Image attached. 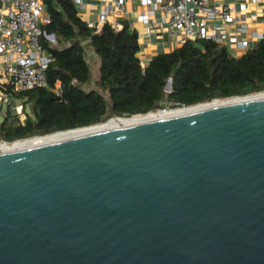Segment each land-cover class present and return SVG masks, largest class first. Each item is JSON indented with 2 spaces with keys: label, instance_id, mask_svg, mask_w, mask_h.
I'll list each match as a JSON object with an SVG mask.
<instances>
[{
  "label": "water",
  "instance_id": "1",
  "mask_svg": "<svg viewBox=\"0 0 264 264\" xmlns=\"http://www.w3.org/2000/svg\"><path fill=\"white\" fill-rule=\"evenodd\" d=\"M0 264H264V96L2 144Z\"/></svg>",
  "mask_w": 264,
  "mask_h": 264
},
{
  "label": "trees",
  "instance_id": "2",
  "mask_svg": "<svg viewBox=\"0 0 264 264\" xmlns=\"http://www.w3.org/2000/svg\"><path fill=\"white\" fill-rule=\"evenodd\" d=\"M44 3L51 19L44 27L57 38L56 45L46 42L53 54L47 69L49 87L24 92L38 120L29 117L25 125L2 126L0 141L264 91V36L238 56L224 44L189 39L157 53L143 67L139 34L128 20L121 29L106 23L97 32L79 15L73 0ZM84 40L100 57L99 77L92 88H87L93 76ZM170 78L172 90L166 92Z\"/></svg>",
  "mask_w": 264,
  "mask_h": 264
},
{
  "label": "built area",
  "instance_id": "3",
  "mask_svg": "<svg viewBox=\"0 0 264 264\" xmlns=\"http://www.w3.org/2000/svg\"><path fill=\"white\" fill-rule=\"evenodd\" d=\"M73 1L79 12L91 11L92 2H99L98 18L87 20L97 32L106 23L121 29L123 20H128L127 0ZM137 1L144 8L138 14L140 22L147 24L149 30L161 28L181 44L189 39L212 40L248 49L253 39L259 42L264 36V32L249 31L245 18L235 12L234 5L228 0ZM156 14L159 18L155 17ZM50 20L44 0H0V89L20 94L49 87L47 69L53 61V54L46 42L57 44L55 34L48 33L44 27ZM232 23L236 28L230 34L226 26ZM130 26L135 28L131 23ZM141 64L145 67L148 62L142 60ZM18 140H1L0 144Z\"/></svg>",
  "mask_w": 264,
  "mask_h": 264
},
{
  "label": "crops",
  "instance_id": "4",
  "mask_svg": "<svg viewBox=\"0 0 264 264\" xmlns=\"http://www.w3.org/2000/svg\"><path fill=\"white\" fill-rule=\"evenodd\" d=\"M232 2L235 7V12L239 13L249 27V31L264 32V0L254 2L253 0H228ZM91 11H80L79 15L86 19L98 18L99 2L93 1ZM129 14L128 21L133 24L139 34V41L141 44L140 57L145 62H149L157 53L162 51H170L181 43L175 37L170 36L161 28L148 29V25L138 20V14L144 8L138 4L137 0H127ZM159 18V14L155 15ZM230 34H233L236 24H228L226 26ZM246 36V34H242ZM258 42L252 40V46ZM229 51L238 56L244 53V49L237 48L233 44L227 45ZM3 94L0 96V127L1 126H15L17 124H24L29 117L34 118L32 102L28 95L24 93H12L9 89H0ZM20 111V113H19ZM1 140H6L2 138Z\"/></svg>",
  "mask_w": 264,
  "mask_h": 264
},
{
  "label": "bare ground",
  "instance_id": "5",
  "mask_svg": "<svg viewBox=\"0 0 264 264\" xmlns=\"http://www.w3.org/2000/svg\"><path fill=\"white\" fill-rule=\"evenodd\" d=\"M260 96H264V92L257 94V95L256 94H253V95L250 94V95H246V96H237V97H232V98H228V99H216V100H213L211 102H205V103H200V104H196V105H192V106L180 107V108L171 109V110L160 109L158 111L149 112L147 114H136V115L131 116V117H119V116L118 117H112V118L106 120L105 122L95 124V125H91V126L80 127V128H75V129H71V130L59 131V132H55L52 134L38 135V136L31 137V138L23 139V140L20 139L18 141L13 142V143L3 142L0 144V149L2 147V144H3L4 148L16 147V146L28 145V144H32V143H36V142H40V141L50 140V139H54V138L64 137V136H68V135H73V134L97 129V128L104 127V126L108 125L109 121L111 122V124H124V123H129V122L144 121V120L156 117V116L173 115L176 113L189 111V110L197 109V108L204 107V106L220 105V104H224V103H231V102L242 101V100H250V99H253L256 97H260Z\"/></svg>",
  "mask_w": 264,
  "mask_h": 264
},
{
  "label": "rangeland",
  "instance_id": "6",
  "mask_svg": "<svg viewBox=\"0 0 264 264\" xmlns=\"http://www.w3.org/2000/svg\"><path fill=\"white\" fill-rule=\"evenodd\" d=\"M84 44L86 46V49H87V57H88V60L90 62V65H91V73H92V76H93V79L92 81L87 85V88H92V87H96V80L98 79L99 77V66H100V57L96 54L94 48L90 45L89 41L88 40H84ZM103 92V90H102ZM168 92V91H166ZM264 92V91H263ZM3 93L0 92V96L2 95ZM104 94L107 96V93L104 91ZM228 99V98H226ZM176 108H180V107H176ZM176 108H169L167 107L166 109L167 110H171V109H176ZM158 111V110H157ZM113 117H118V116H113ZM112 118V117H111ZM110 119V118H109ZM31 138V137H29ZM24 139V138H23ZM22 139V140H23Z\"/></svg>",
  "mask_w": 264,
  "mask_h": 264
},
{
  "label": "flooded vegetation",
  "instance_id": "7",
  "mask_svg": "<svg viewBox=\"0 0 264 264\" xmlns=\"http://www.w3.org/2000/svg\"><path fill=\"white\" fill-rule=\"evenodd\" d=\"M33 114H34V113H33ZM34 120H36V121L38 120V119H37V116H36L35 114H34ZM25 124H27V120H26V122H25L23 125H25ZM19 125H21V124H17V125H15V126H19ZM1 128H2V126L0 127V129H1Z\"/></svg>",
  "mask_w": 264,
  "mask_h": 264
}]
</instances>
